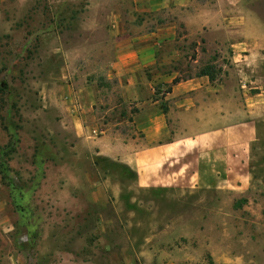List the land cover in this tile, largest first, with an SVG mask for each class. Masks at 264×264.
<instances>
[{
    "label": "crops",
    "instance_id": "crops-1",
    "mask_svg": "<svg viewBox=\"0 0 264 264\" xmlns=\"http://www.w3.org/2000/svg\"><path fill=\"white\" fill-rule=\"evenodd\" d=\"M4 8L0 4V26ZM99 8L105 10L97 19L104 35L95 46L62 44V74L70 82L56 87L54 104L77 140L73 159L65 162L72 173L63 180H33L30 191L35 202L62 204L60 217L51 208L47 234L55 239L57 228H67L85 243L55 247L54 256L50 251L42 260L180 264L167 251L158 255L154 244L169 235H199L201 219L212 228V220L231 213L218 205L264 183L251 171L256 123L264 116V25L245 0H132L131 10L142 17L165 14L155 29L137 33L128 29L125 9L104 3ZM93 51V72L102 80L78 84L74 76L83 72L76 68L91 64ZM202 62L214 67V80L198 75ZM119 105L140 110L129 111L131 131L113 122ZM26 194L21 190L19 199ZM155 199L168 203L159 216L151 205ZM144 215L153 235L145 254L133 238L148 227L138 220ZM118 233L128 239L86 242L88 235L99 240Z\"/></svg>",
    "mask_w": 264,
    "mask_h": 264
},
{
    "label": "rangeland",
    "instance_id": "rangeland-1",
    "mask_svg": "<svg viewBox=\"0 0 264 264\" xmlns=\"http://www.w3.org/2000/svg\"><path fill=\"white\" fill-rule=\"evenodd\" d=\"M245 1L264 25V0ZM102 3L129 12L130 16H125L130 22L128 29L136 33L155 29L159 24L155 22L165 17V14L148 17L136 14L131 10L132 0H0L6 7L0 26L5 34L0 40V264H45L43 260L49 258L50 251L52 257L57 251L53 248L78 247L85 243L83 236L80 238L67 228H57L55 239L47 234L45 226L52 218L51 208L57 209L60 217L62 204L35 202L30 191L35 186L31 183L33 180H63L65 173L71 172L65 164L73 159L71 145L74 147L77 140L69 125L63 122L60 106L57 102L54 104V98H58L56 87L70 82L62 74V44L95 46L97 38L104 35L97 21L105 12L99 8ZM69 17L71 20L67 22L65 19ZM96 55L93 51L91 64L81 62L76 68L83 72L74 76L76 83L102 80L103 76L93 72ZM202 63L203 68L206 63ZM133 109L136 107L119 105L113 122H122L121 127L131 131L127 120H131L129 111ZM120 113L126 117L122 118ZM256 131L251 171L264 180V116L256 123ZM114 167L113 172L119 173V167ZM21 190L27 192L24 199H19ZM241 197L237 201L245 198L247 201L240 208L234 207L237 201L218 205L231 213L212 220V228H208L207 218L201 219L199 235L162 237L160 246L157 242L154 244V251L158 255L167 251V257L179 259L180 264H264V183L250 187ZM155 200L151 205L159 216L160 208L168 203L164 205ZM36 204L41 205L38 211ZM138 220L146 225L149 221L145 215ZM41 221L44 226L38 229ZM76 223L77 219L73 218L70 226ZM150 230L149 226L139 228L133 235L138 244L144 245V254L149 252L146 247L153 236ZM126 238L119 233L99 240L98 236L88 235L86 242L89 245H95L96 241L116 243Z\"/></svg>",
    "mask_w": 264,
    "mask_h": 264
},
{
    "label": "trees",
    "instance_id": "trees-1",
    "mask_svg": "<svg viewBox=\"0 0 264 264\" xmlns=\"http://www.w3.org/2000/svg\"><path fill=\"white\" fill-rule=\"evenodd\" d=\"M198 75L199 76H208L210 78V80H214L216 75H215V72H214V67L210 66V65H207L205 66L204 68L200 69V71L198 72ZM180 79H176L175 80V83L178 82ZM170 92V89H168ZM165 109V108H164ZM166 110V109H165ZM140 110L138 108L136 109H133L132 113H138ZM243 202H246V200H242V201H237L234 205L235 208H240L242 206V203Z\"/></svg>",
    "mask_w": 264,
    "mask_h": 264
},
{
    "label": "built area",
    "instance_id": "built-area-1",
    "mask_svg": "<svg viewBox=\"0 0 264 264\" xmlns=\"http://www.w3.org/2000/svg\"><path fill=\"white\" fill-rule=\"evenodd\" d=\"M94 133H97V131L94 130Z\"/></svg>",
    "mask_w": 264,
    "mask_h": 264
}]
</instances>
